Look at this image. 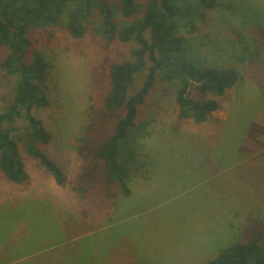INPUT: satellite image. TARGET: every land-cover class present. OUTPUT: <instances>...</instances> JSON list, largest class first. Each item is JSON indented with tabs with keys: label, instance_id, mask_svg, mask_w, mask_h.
<instances>
[{
	"label": "rangeland",
	"instance_id": "rangeland-1",
	"mask_svg": "<svg viewBox=\"0 0 264 264\" xmlns=\"http://www.w3.org/2000/svg\"><path fill=\"white\" fill-rule=\"evenodd\" d=\"M218 2L187 38L209 64L237 68L236 84L226 90L208 123L189 122L177 132L171 130L174 94L159 86L143 114L152 139L142 141L140 160L150 173L131 185V197L121 198L98 221L84 223L69 189L82 163L78 138L97 106L94 67L128 58L133 48L106 43L95 30L97 10L88 18L84 37L73 38L62 25L54 30L45 46L48 104L34 114L52 136L46 151L64 167L68 184L59 186L27 154L20 136L25 120L19 121L13 135L28 178L15 184L0 171V264H106L118 244L142 249L141 257L127 264H171L167 248L178 250L188 233L204 236V264L217 255L220 242L227 247L243 241L239 228L249 224L246 219L264 228V0ZM14 80L0 70V112L14 96ZM134 83L140 86V76ZM166 235L172 236L169 241ZM145 246L166 252L160 253L165 263L153 262L150 254L147 259ZM194 258L174 264H190Z\"/></svg>",
	"mask_w": 264,
	"mask_h": 264
},
{
	"label": "trees",
	"instance_id": "trees-1",
	"mask_svg": "<svg viewBox=\"0 0 264 264\" xmlns=\"http://www.w3.org/2000/svg\"><path fill=\"white\" fill-rule=\"evenodd\" d=\"M218 5V0H0V70L15 79L14 96L0 112V171L6 180L24 184L28 178L13 135L24 119L20 136L27 154L59 186L68 184L64 167L47 154L52 136L34 110L48 104L43 89L49 68L45 46L55 37L54 30L62 25L73 38L84 37L88 18L97 10L95 30L106 43L118 41L133 49L128 58L94 67L97 106L78 138L82 163L69 189L84 223L98 221L121 198L131 197V185L150 173L143 169L140 145L152 139L143 114L158 87L174 94L177 109L171 130L177 132L189 122L208 123L238 80L237 68L209 64L187 38ZM139 11L140 17L128 20ZM139 76L138 87L134 81ZM245 221L249 224L239 228L243 241L227 247L220 242L217 255L204 264H264V228Z\"/></svg>",
	"mask_w": 264,
	"mask_h": 264
},
{
	"label": "crops",
	"instance_id": "crops-1",
	"mask_svg": "<svg viewBox=\"0 0 264 264\" xmlns=\"http://www.w3.org/2000/svg\"><path fill=\"white\" fill-rule=\"evenodd\" d=\"M187 236H182L181 239V247L177 250L174 248H167V251H169V253L171 254L170 257H168V260L171 261V264H174L175 256L176 255H182L183 257L186 258H180L178 257V260H176L177 262L180 260H184V261H191L190 257H195L193 260H195V262L190 263V264H201L200 261V257L203 254L202 249L204 248L205 244L202 246L201 241L204 240V236L202 234H198L196 235L195 233L192 234H186ZM168 237H172L171 235H166L165 238L167 241ZM165 242H161L159 245L161 246L162 244H164ZM208 245H212L213 243L210 242L207 243ZM119 247H115L113 248V254L112 257L108 256L106 257V264H127L129 262V260L134 259L133 257H141V254H143L142 249L140 247H138L137 252L135 250H129L127 248L124 247L123 244H118ZM146 247V251H145V256L148 259L149 254L152 256V260L153 262H163L164 261V256L161 257L160 253H164L166 254V252H160L158 253L157 250L159 248H155V247ZM157 258H156V257ZM162 258V259H161ZM20 264V263H17Z\"/></svg>",
	"mask_w": 264,
	"mask_h": 264
}]
</instances>
